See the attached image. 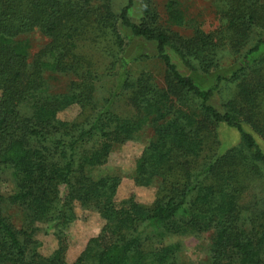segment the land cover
<instances>
[{
    "label": "trees",
    "instance_id": "obj_1",
    "mask_svg": "<svg viewBox=\"0 0 264 264\" xmlns=\"http://www.w3.org/2000/svg\"><path fill=\"white\" fill-rule=\"evenodd\" d=\"M182 1L0 0V264H183L181 245L165 241L202 234L201 264H264V0H220L208 32L188 23ZM34 31L48 41L30 57ZM133 42L148 50L128 59ZM223 66L207 87L190 75ZM68 70L67 90H51ZM104 74L113 79L101 102ZM220 128L234 145L222 146ZM147 132L131 176L155 188L144 206L94 171ZM76 209L104 223L70 258ZM39 225L57 241L48 256Z\"/></svg>",
    "mask_w": 264,
    "mask_h": 264
},
{
    "label": "rangeland",
    "instance_id": "obj_2",
    "mask_svg": "<svg viewBox=\"0 0 264 264\" xmlns=\"http://www.w3.org/2000/svg\"><path fill=\"white\" fill-rule=\"evenodd\" d=\"M183 6L186 13V18L191 26L199 27L201 30L208 32L216 28L218 19L216 16L220 0H183ZM139 16L138 2L135 3V9L133 10V19L136 20ZM189 30V29H188ZM190 31V30H189ZM28 40L30 46V57L33 56L39 49H41L46 43L47 39L43 37L37 31L27 35L25 37ZM86 46V48L84 47ZM80 48L87 50V45ZM94 48H89L93 51ZM147 47L143 44L133 42L129 47L127 58L133 59L141 53V51H147ZM93 53V52H92ZM97 54V51H95ZM100 62L98 68L102 71L107 61H104V57L94 55ZM146 67L155 72H159V66L150 62ZM226 66H223L221 70L214 71L210 75L190 74L193 79L202 87H207L211 84L214 76L217 73L225 72ZM56 79L48 82L51 90L66 91L69 83L76 79L72 70H68L65 74H59ZM101 82L97 83L96 96L99 101L104 102L110 97V90L112 88V79H108L107 76L100 77ZM115 109L120 114H127L129 109L124 107L122 103H116ZM78 113V108H71L66 113L60 115L61 119H69L74 117ZM220 143L223 147H229L236 143L237 135L235 132L227 129L220 128L218 130ZM150 137V133L147 132L138 141L129 142L125 145L114 148L110 153L107 162L102 167L94 171L95 174H108L117 177L120 181L117 195L118 199L127 198L129 195H133L140 204L144 206L150 205L155 197V188L149 187H136L133 185L131 176L134 170L135 160L140 156L143 148L147 144ZM3 192L8 191V187L5 185L1 187ZM77 210V219L70 224L67 230L64 232L67 240L66 254L70 258H76L84 250L86 243L91 238H94L100 232L103 226V221L98 215L89 210ZM39 231L36 233L35 238L40 242V253L44 256L50 255L57 246L56 238L52 235V232L47 230L45 225H39ZM209 234H202L197 236H185L174 237L167 239L165 243H179L181 245V251L178 254V260L183 264H201L205 261L207 255Z\"/></svg>",
    "mask_w": 264,
    "mask_h": 264
}]
</instances>
